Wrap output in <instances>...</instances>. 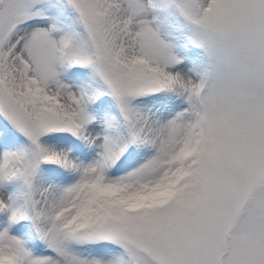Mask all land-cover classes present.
Returning <instances> with one entry per match:
<instances>
[{
    "label": "snow or ice",
    "instance_id": "snow-or-ice-1",
    "mask_svg": "<svg viewBox=\"0 0 264 264\" xmlns=\"http://www.w3.org/2000/svg\"><path fill=\"white\" fill-rule=\"evenodd\" d=\"M0 264H264V0H0Z\"/></svg>",
    "mask_w": 264,
    "mask_h": 264
}]
</instances>
